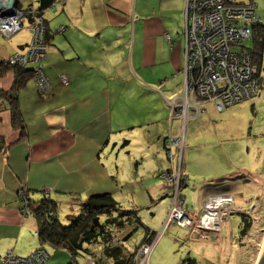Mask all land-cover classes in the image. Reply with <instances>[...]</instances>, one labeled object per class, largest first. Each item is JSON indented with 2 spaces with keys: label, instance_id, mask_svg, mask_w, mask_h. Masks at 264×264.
<instances>
[{
  "label": "crops",
  "instance_id": "obj_1",
  "mask_svg": "<svg viewBox=\"0 0 264 264\" xmlns=\"http://www.w3.org/2000/svg\"><path fill=\"white\" fill-rule=\"evenodd\" d=\"M15 1L22 9L39 6V0ZM235 1L255 2L264 22L255 0ZM184 10L185 0H54L43 8L48 90L41 94L29 71L0 70V91L12 95L19 81L10 98L14 104L0 95V257L8 250L27 255L40 245L34 216L21 211L20 190L38 199L49 187L64 222L94 193L109 192L122 203V179L131 172L150 197L168 193L160 176L170 162L163 153L164 138L200 134L196 119L209 102L183 128L182 119L170 117L166 106L167 97L183 89ZM24 18L12 36L0 33V64L29 43L32 19ZM12 105L18 109V124ZM120 159L134 162V169L124 171ZM146 161L149 172L141 175L136 164ZM181 172L185 176L182 165ZM228 185L212 191L203 186V193L230 192ZM44 246L49 253L45 264H73L66 250ZM86 259L76 258L78 264Z\"/></svg>",
  "mask_w": 264,
  "mask_h": 264
},
{
  "label": "rangeland",
  "instance_id": "obj_2",
  "mask_svg": "<svg viewBox=\"0 0 264 264\" xmlns=\"http://www.w3.org/2000/svg\"><path fill=\"white\" fill-rule=\"evenodd\" d=\"M255 1L258 11H264V0ZM28 3L30 1L25 0V4ZM22 22L26 23L25 18ZM243 43L247 47L251 45L248 40ZM181 93L182 91L167 98L172 99ZM166 106L170 111L168 104ZM205 106L207 107L204 114L196 119L201 133L193 136L187 133V137L182 141L181 165L186 177L183 184H180L183 206L199 212L208 196L203 193V188L207 187L209 191L217 190L225 183L230 184V192L227 193L233 197V206L226 213L228 216L224 215L222 218L217 231L208 232V239L199 238L198 232L189 234L186 228L180 227L174 221L163 227L173 200L172 190L166 182L161 180L168 190L166 195L150 197L145 191L147 187L144 182L139 183V177H134L132 172L129 178L125 176L122 179L124 186L121 207L129 209L132 206L143 225L130 229L123 245L131 250L136 246L139 248L145 243H140L145 235V228L153 230L158 236L147 255V264H183V260L188 256L194 257L198 264H256L264 249V53L258 91L254 96L228 105L220 111L216 110L211 101ZM172 150H175V147ZM163 153L167 159L165 150ZM121 157L122 151L119 153V158ZM174 158L177 160L178 154ZM166 163L169 168L170 162L167 160ZM133 164L135 163L120 159L124 171H132ZM136 165L139 166L141 175H145L146 170L150 168L147 167V161L138 162ZM153 179L158 180L157 177ZM233 180L235 182L231 185ZM45 189L48 190L49 187ZM239 211L250 217L249 228L247 227L245 233L240 236ZM63 213L62 206L58 207L57 214L61 221L65 218ZM103 217L100 215L99 219L102 220ZM127 230L125 228L117 233V239H121ZM92 250H96V254L100 256L98 247ZM105 264H110V261L106 260Z\"/></svg>",
  "mask_w": 264,
  "mask_h": 264
},
{
  "label": "built area",
  "instance_id": "obj_3",
  "mask_svg": "<svg viewBox=\"0 0 264 264\" xmlns=\"http://www.w3.org/2000/svg\"><path fill=\"white\" fill-rule=\"evenodd\" d=\"M255 8L256 3L253 1L185 0L184 63L181 70L183 89L179 96L166 100L170 117L181 118L182 128L188 118H194L202 111L206 101H212L216 110L220 111L257 93V67L243 45V41L251 35L250 23L260 21ZM25 16L32 19L27 25L31 39L23 49L4 59L3 64L29 68L38 90L44 94L50 82L43 68L46 51L43 16L33 6L22 9L16 3L0 0V33L3 36L10 37L19 31ZM62 29L59 26L57 30ZM59 78L63 84L68 82L63 74ZM182 141V133L180 136L168 135L164 141L170 167L162 171L160 176L170 186L173 200L163 227L174 221L186 228L189 234L198 232L199 238L208 239V232L217 231L224 215L228 216L226 213L233 206V197L227 192L210 194L199 212L183 206L180 187L185 180L180 163ZM173 147L175 150H172ZM176 154L177 160L174 158ZM25 196L21 191L20 202H25ZM21 211L25 214L22 208ZM157 236L154 235L150 242L137 248L136 264H147V255ZM48 257L46 248L39 245L27 255H16L8 250L0 257V264H45ZM94 262L91 257H87L85 264Z\"/></svg>",
  "mask_w": 264,
  "mask_h": 264
},
{
  "label": "trees",
  "instance_id": "obj_4",
  "mask_svg": "<svg viewBox=\"0 0 264 264\" xmlns=\"http://www.w3.org/2000/svg\"><path fill=\"white\" fill-rule=\"evenodd\" d=\"M53 1L39 0V12L41 13L43 8L48 7ZM250 29L251 35L246 40L251 42V45L250 47H247L244 43L243 45L249 51L252 62L257 67V77L259 80L262 53H264V22H261V20L252 22L250 23ZM4 67H11L19 74L30 72L29 68L17 65H4L2 61L0 70L1 68L4 69ZM16 82L13 87L14 90L12 89V95L9 96L8 93L10 91H0V95H7L9 100H11L10 98H15V89L19 81ZM10 103L14 104V101L11 100ZM11 111L13 123L18 124L20 118L16 105H12ZM21 191L17 193L18 199ZM23 192L26 198L25 202H20L21 208L25 214L29 211L34 216L37 226V238L40 245L44 246V244H48L56 249L61 248L66 250L73 264H78L76 258L80 253L91 257L95 261V264H105L106 260H109L110 264H136L138 246L130 251L123 245L124 240L128 238L130 229L133 230L139 225H143L137 211L133 207L131 209L122 208L109 192L94 193L89 195L81 204L78 214L71 216L67 222H64L59 220L57 216L58 202L49 196V191L46 192L42 188V194L38 199H32L25 191ZM238 214L240 215V236L245 233L247 227L249 228L250 217L240 211ZM100 215L104 216L102 220L99 219ZM128 227L130 229L127 233L121 239H117V233ZM154 235L155 232L153 230L150 231L149 228H145V235L140 243L150 242ZM97 247L99 248L100 256L96 254V250H92ZM183 264L198 263L194 257L188 256L183 260ZM207 264L215 263L208 262Z\"/></svg>",
  "mask_w": 264,
  "mask_h": 264
},
{
  "label": "water",
  "instance_id": "obj_5",
  "mask_svg": "<svg viewBox=\"0 0 264 264\" xmlns=\"http://www.w3.org/2000/svg\"><path fill=\"white\" fill-rule=\"evenodd\" d=\"M10 4H15V0H8ZM257 264H264V251H262V254L260 255V259Z\"/></svg>",
  "mask_w": 264,
  "mask_h": 264
},
{
  "label": "bare ground",
  "instance_id": "obj_6",
  "mask_svg": "<svg viewBox=\"0 0 264 264\" xmlns=\"http://www.w3.org/2000/svg\"><path fill=\"white\" fill-rule=\"evenodd\" d=\"M216 204H219V202L216 203ZM262 251H264V249H262ZM260 255H261V253H260L259 256H258V261H259V259H260ZM258 261H257V263H258ZM257 263H256V264H257Z\"/></svg>",
  "mask_w": 264,
  "mask_h": 264
}]
</instances>
